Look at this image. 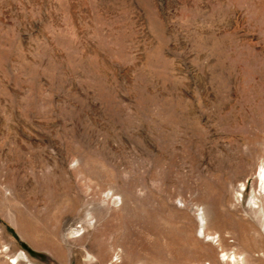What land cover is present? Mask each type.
Segmentation results:
<instances>
[{
    "label": "rangeland",
    "instance_id": "1",
    "mask_svg": "<svg viewBox=\"0 0 264 264\" xmlns=\"http://www.w3.org/2000/svg\"><path fill=\"white\" fill-rule=\"evenodd\" d=\"M264 0H0V264H264Z\"/></svg>",
    "mask_w": 264,
    "mask_h": 264
},
{
    "label": "bare ground",
    "instance_id": "2",
    "mask_svg": "<svg viewBox=\"0 0 264 264\" xmlns=\"http://www.w3.org/2000/svg\"><path fill=\"white\" fill-rule=\"evenodd\" d=\"M259 175H260V179L264 180V169L259 172ZM262 182H264V181H262Z\"/></svg>",
    "mask_w": 264,
    "mask_h": 264
}]
</instances>
